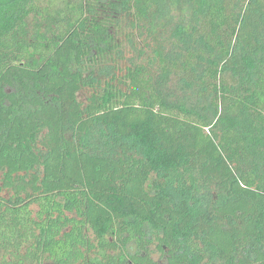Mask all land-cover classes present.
<instances>
[{
	"label": "trees",
	"instance_id": "trees-1",
	"mask_svg": "<svg viewBox=\"0 0 264 264\" xmlns=\"http://www.w3.org/2000/svg\"><path fill=\"white\" fill-rule=\"evenodd\" d=\"M0 264H264V0H0Z\"/></svg>",
	"mask_w": 264,
	"mask_h": 264
},
{
	"label": "rangeland",
	"instance_id": "rangeland-1",
	"mask_svg": "<svg viewBox=\"0 0 264 264\" xmlns=\"http://www.w3.org/2000/svg\"><path fill=\"white\" fill-rule=\"evenodd\" d=\"M87 94V91H81L78 93V98L81 100V101H84L85 100V95Z\"/></svg>",
	"mask_w": 264,
	"mask_h": 264
}]
</instances>
